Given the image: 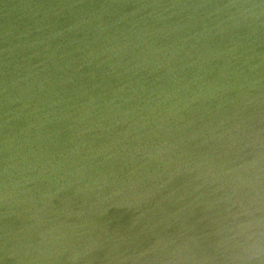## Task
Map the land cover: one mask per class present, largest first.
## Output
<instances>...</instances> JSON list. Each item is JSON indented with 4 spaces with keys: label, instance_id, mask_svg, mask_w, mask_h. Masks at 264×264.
Here are the masks:
<instances>
[{
    "label": "water",
    "instance_id": "water-1",
    "mask_svg": "<svg viewBox=\"0 0 264 264\" xmlns=\"http://www.w3.org/2000/svg\"><path fill=\"white\" fill-rule=\"evenodd\" d=\"M0 264H264V0H0Z\"/></svg>",
    "mask_w": 264,
    "mask_h": 264
}]
</instances>
